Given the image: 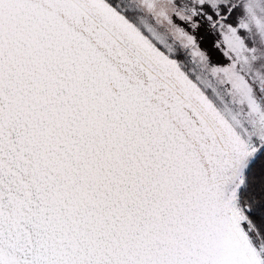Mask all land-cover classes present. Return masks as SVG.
<instances>
[{"label": "snow or ice", "instance_id": "snow-or-ice-1", "mask_svg": "<svg viewBox=\"0 0 264 264\" xmlns=\"http://www.w3.org/2000/svg\"><path fill=\"white\" fill-rule=\"evenodd\" d=\"M0 264H264V0H0Z\"/></svg>", "mask_w": 264, "mask_h": 264}]
</instances>
